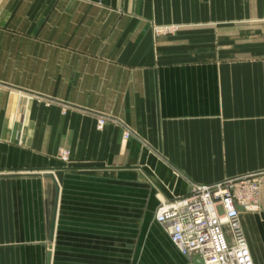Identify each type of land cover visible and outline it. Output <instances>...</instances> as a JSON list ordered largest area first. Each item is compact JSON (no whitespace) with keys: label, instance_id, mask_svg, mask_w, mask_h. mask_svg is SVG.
<instances>
[{"label":"crops","instance_id":"crops-1","mask_svg":"<svg viewBox=\"0 0 264 264\" xmlns=\"http://www.w3.org/2000/svg\"><path fill=\"white\" fill-rule=\"evenodd\" d=\"M226 20L233 59L178 55ZM0 82V264H128L130 210L249 174L240 221L264 264V0H0ZM154 221L141 264H190Z\"/></svg>","mask_w":264,"mask_h":264},{"label":"built area","instance_id":"built-area-1","mask_svg":"<svg viewBox=\"0 0 264 264\" xmlns=\"http://www.w3.org/2000/svg\"><path fill=\"white\" fill-rule=\"evenodd\" d=\"M101 119L99 129L106 126ZM260 184L249 176L194 186L163 202L156 220L190 264H255L241 225V208L257 210Z\"/></svg>","mask_w":264,"mask_h":264},{"label":"rangeland","instance_id":"rangeland-1","mask_svg":"<svg viewBox=\"0 0 264 264\" xmlns=\"http://www.w3.org/2000/svg\"><path fill=\"white\" fill-rule=\"evenodd\" d=\"M213 20H209V22H212ZM231 20H226L224 26V30H222V32L225 31V33L223 34L224 38L219 41V43H217V39L215 35H208L207 37L209 38V45L208 48L209 50L206 51H202V44L200 42L202 36H200V34H198V36L195 34V36H193V40H197L196 43L194 42L192 50L191 51H181L178 50L177 53L178 55L180 54H186L189 55L191 54V59L193 61H199L202 58H209V59H213V58H220V59H233L235 56V52L233 49V41H232V28L231 26ZM183 28V24H180L179 22H177L176 24H162L160 25V27L156 28V32L157 34H161V35H168V34H173V33H177L179 31H181V29ZM198 27H193V29H197ZM200 28V27H199ZM207 28V27H204ZM210 28V27H208ZM222 37V35H221ZM206 45V44H203ZM183 56V55H182ZM6 89V84L3 82H0V91L5 90ZM32 100V99H30ZM30 100H26L27 102H30ZM36 100L39 103L45 102V103H50L49 101L45 100V99H41V98H37V99H33ZM94 118H96L97 121V127L99 124V121L101 119H104L106 121V126L103 129H99V130H104L106 127L110 126V125H124V137L125 138H131L136 137L137 134L135 131H133L132 129L130 130V128L117 117V116H112V115H106V114H97L93 116ZM61 156H64V158H67L70 156V152L68 150H64L61 154ZM144 164H131L129 166V171L131 172H136L138 168H143ZM244 176H249L251 178V180L258 182L260 184V190H262V175L261 174H249V175H243V176H238V177H244ZM235 178V177H234ZM229 179V178H227ZM197 185H203V184H195L194 186ZM193 186V187H194ZM136 188L133 187V185L130 184L129 186V201H130V208H132L131 202H135V194H136ZM261 194V191H260ZM166 202L165 200L162 201L156 208V210H145L144 211V215L142 217H138L137 212L135 211H129V219H130V224H132V226H129V243H128V247H129V257H128V264H141L144 260L143 259H139L137 258V256L140 254V252L148 249L150 246L149 245V238L150 233L152 232V227L153 225H155V221H154V215L155 213L157 214V211L160 207V205ZM147 204V203H146ZM152 204V203H151ZM147 206L149 207V204H147ZM259 204L257 205V210H258ZM255 211V210H253ZM138 218H142L144 219V225H142V223L140 225H137V222H140V220ZM154 223V224H153ZM242 225V224H241ZM245 232V231H244ZM52 244L55 247V239L52 242ZM55 250V249H54Z\"/></svg>","mask_w":264,"mask_h":264},{"label":"water","instance_id":"water-1","mask_svg":"<svg viewBox=\"0 0 264 264\" xmlns=\"http://www.w3.org/2000/svg\"><path fill=\"white\" fill-rule=\"evenodd\" d=\"M55 216H56V203L54 205V210H53V214H52V225H51V229H50V240H52V237H53V228H54Z\"/></svg>","mask_w":264,"mask_h":264}]
</instances>
